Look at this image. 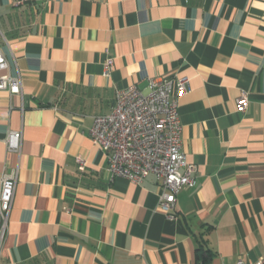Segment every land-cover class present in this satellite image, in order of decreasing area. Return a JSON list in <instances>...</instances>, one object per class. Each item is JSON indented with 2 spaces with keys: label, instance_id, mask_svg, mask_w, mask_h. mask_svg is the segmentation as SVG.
Here are the masks:
<instances>
[{
  "label": "crops",
  "instance_id": "obj_1",
  "mask_svg": "<svg viewBox=\"0 0 264 264\" xmlns=\"http://www.w3.org/2000/svg\"><path fill=\"white\" fill-rule=\"evenodd\" d=\"M0 46L22 82L0 90V176L17 169L0 264H195L200 239L209 264L264 256V0H0ZM182 77L195 183L168 217L153 175L112 177L89 129L118 91Z\"/></svg>",
  "mask_w": 264,
  "mask_h": 264
},
{
  "label": "built area",
  "instance_id": "obj_2",
  "mask_svg": "<svg viewBox=\"0 0 264 264\" xmlns=\"http://www.w3.org/2000/svg\"><path fill=\"white\" fill-rule=\"evenodd\" d=\"M112 59L104 63L107 75ZM9 63L0 46V90L22 94L21 78L8 73ZM189 89V79H149L147 91L131 85L116 93L112 109L93 118L92 142L106 155L112 177L140 183L148 174L158 186V207L173 216L177 193L195 183L196 165L186 161L182 149V125L177 96ZM248 95L236 98L237 111L247 107ZM21 133L11 131L5 139L10 151L19 152ZM80 162V159H78ZM17 181V169L0 176V250ZM236 264H247L239 259ZM252 264H264V256Z\"/></svg>",
  "mask_w": 264,
  "mask_h": 264
},
{
  "label": "trees",
  "instance_id": "obj_3",
  "mask_svg": "<svg viewBox=\"0 0 264 264\" xmlns=\"http://www.w3.org/2000/svg\"><path fill=\"white\" fill-rule=\"evenodd\" d=\"M212 250L203 239H200L195 248V264H209Z\"/></svg>",
  "mask_w": 264,
  "mask_h": 264
}]
</instances>
